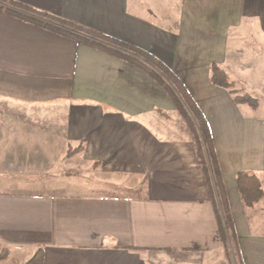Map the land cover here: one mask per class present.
<instances>
[{
  "label": "crops",
  "instance_id": "0c3cea01",
  "mask_svg": "<svg viewBox=\"0 0 264 264\" xmlns=\"http://www.w3.org/2000/svg\"><path fill=\"white\" fill-rule=\"evenodd\" d=\"M13 1L139 48L181 81L211 134L240 259L264 264V201L244 208L235 184L247 172L264 192V0ZM1 7L0 162L25 177L0 181L46 189L60 175L126 192L0 194V264L38 249L42 264H228L194 134L166 92L132 64ZM212 64L258 107L214 87Z\"/></svg>",
  "mask_w": 264,
  "mask_h": 264
},
{
  "label": "trees",
  "instance_id": "16d2710c",
  "mask_svg": "<svg viewBox=\"0 0 264 264\" xmlns=\"http://www.w3.org/2000/svg\"><path fill=\"white\" fill-rule=\"evenodd\" d=\"M0 5H2V11L8 14L132 64L144 71L166 92L176 110L182 115L195 135L198 163L209 186L222 246L227 253L233 250L237 264H243L238 253L237 237L209 128L201 111L181 81L163 63L139 48L103 36L54 15L31 9L13 0H0ZM209 80L214 87L228 91L233 97L235 105H247L252 109L258 107L256 99L242 90L235 89L227 73L217 64L210 66ZM81 149L80 147L70 152V155ZM235 184L244 208L252 209L257 203L264 201V192L255 175L240 172L235 177ZM7 257V250H1L0 261L6 260ZM43 257V250L38 249L32 258L24 264H42Z\"/></svg>",
  "mask_w": 264,
  "mask_h": 264
},
{
  "label": "rangeland",
  "instance_id": "374dc122",
  "mask_svg": "<svg viewBox=\"0 0 264 264\" xmlns=\"http://www.w3.org/2000/svg\"><path fill=\"white\" fill-rule=\"evenodd\" d=\"M147 1V0H146ZM174 0H148L150 6H152L153 4L158 5V6H163L166 4V6L168 5H172ZM195 136V135H194ZM17 176L20 177H25V175L23 174H16L13 172L10 173H4L2 164L0 162V180L2 179H13L16 178ZM88 174H82L81 177H83L82 181L84 180L85 182L88 179ZM53 179L55 178V175L52 176ZM56 177L58 179L46 182L47 184L45 185L47 188L46 189H13L12 183H6V182H2L0 181V194H36V195H54V194H60V195H78V196H85V195H91V196H101V195H121V194H125L126 191L123 190H115L113 188H115L114 184H110L107 185L106 188H100V189H85V187H89L91 185L87 184L84 185L82 183V185H72L70 183H66L67 180H63L60 179V175H56ZM66 178V177H65ZM70 177H67L66 179H69ZM62 180V181H60ZM23 185V184H21ZM88 185V186H87ZM84 187V188H83ZM83 188V189H82ZM131 194V192H130ZM139 195L141 197L142 191H132V196L135 195ZM234 251H229L226 255V261H228V264H237L236 262V258ZM170 264H171V260H170Z\"/></svg>",
  "mask_w": 264,
  "mask_h": 264
}]
</instances>
